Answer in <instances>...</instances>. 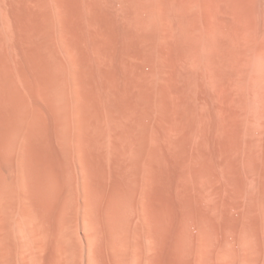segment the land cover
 I'll return each mask as SVG.
<instances>
[{
	"label": "bare ground",
	"instance_id": "6f19581e",
	"mask_svg": "<svg viewBox=\"0 0 264 264\" xmlns=\"http://www.w3.org/2000/svg\"><path fill=\"white\" fill-rule=\"evenodd\" d=\"M0 264H264V0H0Z\"/></svg>",
	"mask_w": 264,
	"mask_h": 264
}]
</instances>
